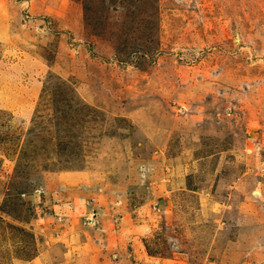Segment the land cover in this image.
<instances>
[{"label": "rangeland", "instance_id": "1", "mask_svg": "<svg viewBox=\"0 0 264 264\" xmlns=\"http://www.w3.org/2000/svg\"><path fill=\"white\" fill-rule=\"evenodd\" d=\"M65 241L264 264V0H0V264Z\"/></svg>", "mask_w": 264, "mask_h": 264}, {"label": "crops", "instance_id": "2", "mask_svg": "<svg viewBox=\"0 0 264 264\" xmlns=\"http://www.w3.org/2000/svg\"><path fill=\"white\" fill-rule=\"evenodd\" d=\"M70 192H72V191H70ZM104 211H106V210H104ZM97 216H98V218L97 219L95 218V224L94 225H97V224L101 223V221H103V222L107 221L108 223L113 222L111 217L108 218V220H107V218L106 219L103 218V214H101V212H99ZM127 216H128V214H124V216L119 215V220H117V222L122 225V223H123L122 220L127 219ZM98 219H101V220H98ZM121 225L115 227L114 230L110 229L107 226H105V227L99 226L98 228H96L97 232L99 230L104 231V233H102V234L104 235V244H105L106 247L109 246L111 243L114 244V242H115V244L117 242L118 244L122 245V239H124V238H122V230H124L125 228H122ZM105 233H106V237H105ZM65 243H66V241H65ZM67 246H68V243H66L65 245H55L53 251H55L56 254H57V257L55 258L56 260L48 258L47 257V253H51V252L48 251V249H45L44 252L41 253V255H40V258L42 259V263L43 264H50V262H51L52 264H70V263L74 264L73 262H71L72 257H71V259L69 258L70 249ZM134 246H138V245H136L134 243ZM91 249L89 248V254H87L85 252L86 250H84V249H82L80 251V254H78L79 255L78 256L79 257V262H81L82 260H85V262H87L86 264H101V263H98V262L95 261V258L98 257L97 255H99V254L91 255V253H90ZM107 251H106V253H107ZM120 256L115 257L114 264H117L120 261H122Z\"/></svg>", "mask_w": 264, "mask_h": 264}]
</instances>
